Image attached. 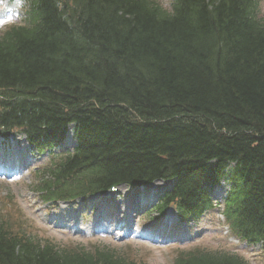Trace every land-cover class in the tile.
Here are the masks:
<instances>
[{"label": "trees", "instance_id": "16d2710c", "mask_svg": "<svg viewBox=\"0 0 264 264\" xmlns=\"http://www.w3.org/2000/svg\"><path fill=\"white\" fill-rule=\"evenodd\" d=\"M27 2V25L0 36V89L30 100L2 112L0 96V132H57L75 117L91 146L87 175L103 184L168 165L187 179L210 157L236 160L264 193V25L254 0H176L175 18L145 0ZM77 162L66 160L61 175ZM28 240L1 226L0 263L128 264ZM176 259L244 264L200 249Z\"/></svg>", "mask_w": 264, "mask_h": 264}, {"label": "rangeland", "instance_id": "374dc122", "mask_svg": "<svg viewBox=\"0 0 264 264\" xmlns=\"http://www.w3.org/2000/svg\"><path fill=\"white\" fill-rule=\"evenodd\" d=\"M17 22V20H16ZM14 22V23H16ZM12 24H6L2 28L8 27ZM0 28V29H2ZM32 181V175L30 169H25L23 171L16 172L12 175H8V177L3 176L0 174V194H6L10 193L12 194L21 208L24 210L23 213L24 218H26L29 221H33L34 224L39 228V232L35 235L38 236H46L52 239L53 241L57 242V244L61 245H69L72 244V246L77 245L81 242H87V240L84 237V232H82L81 229H83L82 224H76V229H72L70 231H64L63 229L55 226V223L57 222L58 212H51L49 211L47 214H44V208L47 207V205H41V200L38 198V196L30 190L29 184ZM52 213L54 214L55 219L52 221V223L48 222V219H52ZM75 219V216H74ZM199 233V232H198ZM98 234V233H96ZM202 234V233H201ZM94 237H97L98 239H101L103 241L111 243L113 246H124V247H131L137 250H141L143 253H141V257L146 256L144 253H147L149 256V263L150 264H165V262L168 260V256H165L164 258L158 257L162 254H165V252H157L158 249H154L153 252L151 249L149 250L147 247L143 245H124L120 242H117V239H113L112 233H99L98 235H95ZM215 235L210 236L209 238L215 239ZM229 241V240H227ZM208 245H213V243L210 241L207 242ZM131 252L134 255L140 254L138 251L131 250ZM169 255V254H168ZM170 256V255H169ZM259 263L264 264V259L259 258Z\"/></svg>", "mask_w": 264, "mask_h": 264}, {"label": "clouds", "instance_id": "9594fccd", "mask_svg": "<svg viewBox=\"0 0 264 264\" xmlns=\"http://www.w3.org/2000/svg\"><path fill=\"white\" fill-rule=\"evenodd\" d=\"M24 6L25 0H0V28L16 22ZM165 7L170 15H174L171 0H167Z\"/></svg>", "mask_w": 264, "mask_h": 264}, {"label": "bare ground", "instance_id": "6f19581e", "mask_svg": "<svg viewBox=\"0 0 264 264\" xmlns=\"http://www.w3.org/2000/svg\"><path fill=\"white\" fill-rule=\"evenodd\" d=\"M67 27H68V29H69V31L72 33V35H74V29H73V27L70 25V24H67ZM203 165L201 164V167H202ZM155 183H152L150 186H153ZM149 186V187H150ZM149 193H150V195H155V193H156V190L155 189H152V190H150L149 191Z\"/></svg>", "mask_w": 264, "mask_h": 264}]
</instances>
